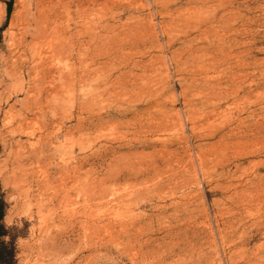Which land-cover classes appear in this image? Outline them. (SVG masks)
Here are the masks:
<instances>
[{"label":"rangeland","instance_id":"rangeland-1","mask_svg":"<svg viewBox=\"0 0 264 264\" xmlns=\"http://www.w3.org/2000/svg\"><path fill=\"white\" fill-rule=\"evenodd\" d=\"M4 264H264V0H0Z\"/></svg>","mask_w":264,"mask_h":264},{"label":"trees","instance_id":"trees-1","mask_svg":"<svg viewBox=\"0 0 264 264\" xmlns=\"http://www.w3.org/2000/svg\"><path fill=\"white\" fill-rule=\"evenodd\" d=\"M2 219L3 212L0 208V264L12 263V261L15 260V245L3 239V236L7 232V228Z\"/></svg>","mask_w":264,"mask_h":264}]
</instances>
